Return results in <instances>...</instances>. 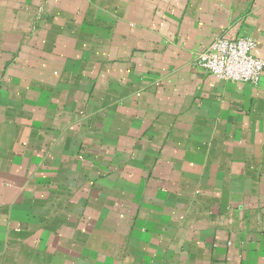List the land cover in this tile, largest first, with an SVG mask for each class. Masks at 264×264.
I'll return each instance as SVG.
<instances>
[{
  "label": "crops",
  "instance_id": "1",
  "mask_svg": "<svg viewBox=\"0 0 264 264\" xmlns=\"http://www.w3.org/2000/svg\"><path fill=\"white\" fill-rule=\"evenodd\" d=\"M264 0H0V264H264Z\"/></svg>",
  "mask_w": 264,
  "mask_h": 264
},
{
  "label": "built area",
  "instance_id": "2",
  "mask_svg": "<svg viewBox=\"0 0 264 264\" xmlns=\"http://www.w3.org/2000/svg\"><path fill=\"white\" fill-rule=\"evenodd\" d=\"M256 42L249 36H216L197 54L195 65L208 75L237 83L258 84L264 58L255 55Z\"/></svg>",
  "mask_w": 264,
  "mask_h": 264
}]
</instances>
